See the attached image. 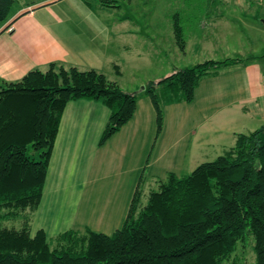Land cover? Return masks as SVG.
I'll use <instances>...</instances> for the list:
<instances>
[{
	"label": "crops",
	"instance_id": "1",
	"mask_svg": "<svg viewBox=\"0 0 264 264\" xmlns=\"http://www.w3.org/2000/svg\"><path fill=\"white\" fill-rule=\"evenodd\" d=\"M123 1L133 7V0ZM256 1L195 2L193 7L202 3L207 13L216 14L225 23L212 17V21H204L209 18L205 15L195 17L192 24L189 17L186 28L191 36H185V49L181 51L173 43L183 56L200 52L199 43L206 42L210 48L223 47L224 55L228 54L239 39L227 20L236 23L229 16L236 13L238 17L242 12L227 7H242L244 3L264 8V0ZM153 3L139 0L142 13L113 15L111 12L121 6L118 0L110 5L101 0H28L0 23L1 80L16 81L32 69L44 70L57 62L83 70L93 68L105 75L109 72L122 89L138 94L132 117L102 145L98 142L109 108L89 99L65 104L41 200L32 215V234L39 229L49 239L67 229L111 234L125 220L137 188L147 192L151 189H146L148 184L156 187L169 172L188 174L232 147L238 133L264 125V53L238 54L230 58L255 59L233 62L204 76L192 101L165 104L163 126L156 136L155 108L143 90L146 80L150 83L162 77L154 72L140 74L139 59L152 56L161 63L175 46L169 43L174 33L169 32L166 16L150 13ZM248 17L252 15L248 13ZM260 23L264 25V18ZM206 59L213 58L193 59L184 67ZM125 60L131 81L143 78L140 88L136 82H125ZM176 68L183 67L173 70Z\"/></svg>",
	"mask_w": 264,
	"mask_h": 264
},
{
	"label": "trees",
	"instance_id": "2",
	"mask_svg": "<svg viewBox=\"0 0 264 264\" xmlns=\"http://www.w3.org/2000/svg\"><path fill=\"white\" fill-rule=\"evenodd\" d=\"M15 1L0 0V23ZM172 19L183 51L179 13ZM254 59H206L148 83L143 93L155 108L156 136L165 104L192 101L201 78ZM137 97L98 70L57 62L16 81L0 79V219H20L19 226L0 227V264H240L236 248L247 237L253 264H264V125L238 133L232 147L188 174L169 172L155 188H137L111 234L67 229L49 239L42 229L31 233L65 104L89 99L109 108L102 145L132 117Z\"/></svg>",
	"mask_w": 264,
	"mask_h": 264
},
{
	"label": "rangeland",
	"instance_id": "3",
	"mask_svg": "<svg viewBox=\"0 0 264 264\" xmlns=\"http://www.w3.org/2000/svg\"><path fill=\"white\" fill-rule=\"evenodd\" d=\"M28 0H16L11 8V11H15L19 7H21L24 3H26ZM126 1V0H125ZM133 7H127V5L124 4L123 0H118V2H121V6L118 8H115L111 14L113 15H127V14H133L134 12L136 14L142 13L143 8L139 5V0H133ZM153 6L148 8L150 10V13L154 14H160L163 16H166V24L169 26V32H173V19L172 15L175 12L179 13V21L180 24L183 26V33L184 37H190L191 35L189 33L190 29L186 26H188L190 17V21L192 24L194 21L200 17V19L203 16H208L209 18H206L204 21H212L210 17L217 20L219 23H225V20L218 19L215 17V15L212 12L207 13L206 7L202 5V3H197L198 6H192L195 2H203L204 0H152ZM258 3H261L260 1H256ZM196 5V4H195ZM230 9L232 11H241L242 15L234 13L232 16H229L236 20L234 22H230L231 20H227L229 24L234 28L235 35L238 37V46L236 48H229L228 54H225V49L223 47L214 46L212 48L208 47L210 43L206 42L205 44L199 43V47L201 48L200 52L196 51L195 54H190V52L186 55H181L179 52V49L176 48L175 43H173L174 37L171 35L169 36V43L174 44V50L172 52L169 51L166 59H162V62L160 63L159 59H154L152 56H147V58L144 59V61L140 58L139 59V70L140 74L143 75L146 73L154 72L159 77H164L168 74H170L173 69L176 66L184 67L185 65H189L190 63H193V59H203V57H212L213 59H224L226 57H234L238 54L241 55H259L260 53H264V25L260 23V20L263 17L264 14V8L260 6L259 4H255L254 6L250 7L249 4L245 5L242 3V7L235 8L234 6L227 7V10ZM193 11V12H192ZM248 13L252 15V17H248ZM244 14V15H243ZM197 17V19L195 18ZM237 17V18H236ZM248 17V18H247ZM230 19V18H229ZM256 24L255 28H253V24ZM236 27V28H235ZM259 27V28H258ZM263 29V30H262ZM222 31L223 29H219ZM262 30V32H260ZM169 33V34H170ZM194 37V36H193ZM234 42V41H233ZM236 42V41H235ZM194 46V44H193ZM192 46V47H193ZM234 51V52H233ZM201 53V54H200ZM124 72V80L128 83H138V88H140L142 85L139 84L140 79L143 78H135L133 81H131V74L128 71V64L127 61L122 62ZM106 72V77L108 79H112L110 73ZM145 81V80H144ZM145 83H149L146 82ZM126 87V86H123ZM130 87V86H129ZM186 174L185 172L183 173ZM149 187L155 188V185L153 183L148 184L146 186V189ZM20 219L19 218H1L0 219V227L2 226H19ZM239 259L240 264H253L254 263V253L252 250V239L250 237H247L244 241H240L237 245L236 252Z\"/></svg>",
	"mask_w": 264,
	"mask_h": 264
}]
</instances>
